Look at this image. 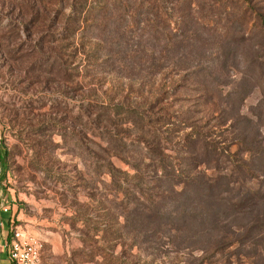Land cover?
I'll return each instance as SVG.
<instances>
[{
  "label": "rangeland",
  "instance_id": "374dc122",
  "mask_svg": "<svg viewBox=\"0 0 264 264\" xmlns=\"http://www.w3.org/2000/svg\"><path fill=\"white\" fill-rule=\"evenodd\" d=\"M170 2L0 0V198L41 264H264V31Z\"/></svg>",
  "mask_w": 264,
  "mask_h": 264
},
{
  "label": "trees",
  "instance_id": "16d2710c",
  "mask_svg": "<svg viewBox=\"0 0 264 264\" xmlns=\"http://www.w3.org/2000/svg\"><path fill=\"white\" fill-rule=\"evenodd\" d=\"M200 1L201 0H171L170 2L171 7L169 8L170 10L165 12V14L168 15L170 14V12L171 14L179 12L181 5H183L182 7L186 6V8L190 10L193 8V12L197 13L198 15L199 13H201V9H200L201 6L198 5ZM223 1H226L227 4H224ZM181 2L183 3L181 4ZM221 2H223V4H220ZM258 3H259L258 0H208V2L206 1V5L209 6L208 10L204 14H202V16L198 15L196 17V20H198L199 23L204 25L205 27H209L210 21H214L216 23L222 16H226V13L232 14L233 16H235V14H238L243 18H249L250 15H255L257 21L260 24L261 30L264 31V12H262L264 10H261L263 9V7L260 6ZM219 4L224 9L223 13L219 10L220 8ZM188 17L189 16L187 14L179 15L182 24H185L188 21L187 20ZM166 31H167L166 38L168 42H172L177 38L183 40L186 36L184 32H180L179 27L175 31H173V29H171L168 26ZM7 157H8V151L6 149L2 150V148L0 147V172L2 175H4L6 172ZM126 232L127 235L130 234V231H124L123 234L125 235ZM122 237L123 235L118 230H116V241L117 242L119 241L122 244L123 242ZM114 247H115V243L110 245L109 256L112 255V251ZM115 264H124V263L120 260L115 262ZM198 264H204V261H200ZM212 264H219V263L216 261L213 262Z\"/></svg>",
  "mask_w": 264,
  "mask_h": 264
},
{
  "label": "built area",
  "instance_id": "2783aa9c",
  "mask_svg": "<svg viewBox=\"0 0 264 264\" xmlns=\"http://www.w3.org/2000/svg\"><path fill=\"white\" fill-rule=\"evenodd\" d=\"M6 210V208L4 209ZM8 256L13 264H41V243L28 230L14 225L11 228Z\"/></svg>",
  "mask_w": 264,
  "mask_h": 264
},
{
  "label": "crops",
  "instance_id": "0c3cea01",
  "mask_svg": "<svg viewBox=\"0 0 264 264\" xmlns=\"http://www.w3.org/2000/svg\"><path fill=\"white\" fill-rule=\"evenodd\" d=\"M12 191L7 188V192H5L6 200H4V197L0 198V264H13L8 256V244L12 236L11 228L17 225L16 222L27 217L13 202L11 198ZM2 193L0 189V195ZM5 208L6 210H4Z\"/></svg>",
  "mask_w": 264,
  "mask_h": 264
}]
</instances>
